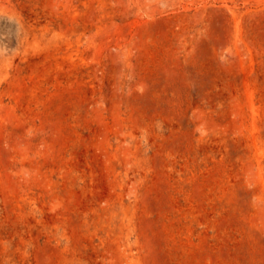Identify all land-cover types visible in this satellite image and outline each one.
<instances>
[{
	"label": "rangeland",
	"instance_id": "374dc122",
	"mask_svg": "<svg viewBox=\"0 0 264 264\" xmlns=\"http://www.w3.org/2000/svg\"><path fill=\"white\" fill-rule=\"evenodd\" d=\"M0 264H264V0H0Z\"/></svg>",
	"mask_w": 264,
	"mask_h": 264
}]
</instances>
